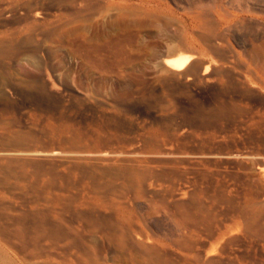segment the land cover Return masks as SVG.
<instances>
[{"label": "rangeland", "instance_id": "obj_1", "mask_svg": "<svg viewBox=\"0 0 264 264\" xmlns=\"http://www.w3.org/2000/svg\"><path fill=\"white\" fill-rule=\"evenodd\" d=\"M0 264H264V0H0Z\"/></svg>", "mask_w": 264, "mask_h": 264}, {"label": "bare ground", "instance_id": "obj_2", "mask_svg": "<svg viewBox=\"0 0 264 264\" xmlns=\"http://www.w3.org/2000/svg\"><path fill=\"white\" fill-rule=\"evenodd\" d=\"M190 59H191L190 57H187L184 59L179 58V59L168 60L167 65L174 70H181L184 69V67H186L187 64H189V61H191Z\"/></svg>", "mask_w": 264, "mask_h": 264}]
</instances>
